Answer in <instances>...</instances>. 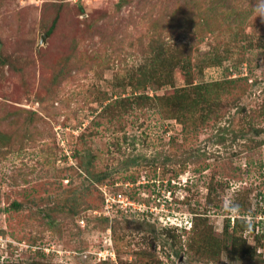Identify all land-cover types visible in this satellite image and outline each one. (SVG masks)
I'll use <instances>...</instances> for the list:
<instances>
[{
    "label": "rangeland",
    "instance_id": "rangeland-1",
    "mask_svg": "<svg viewBox=\"0 0 264 264\" xmlns=\"http://www.w3.org/2000/svg\"><path fill=\"white\" fill-rule=\"evenodd\" d=\"M257 9L0 0V264H264Z\"/></svg>",
    "mask_w": 264,
    "mask_h": 264
},
{
    "label": "built area",
    "instance_id": "built-area-1",
    "mask_svg": "<svg viewBox=\"0 0 264 264\" xmlns=\"http://www.w3.org/2000/svg\"><path fill=\"white\" fill-rule=\"evenodd\" d=\"M116 196H117V195H116ZM116 196H114V197L108 196L106 201H107L109 204H115V203L118 201V203L120 202L119 204L122 205L121 208H124V207L127 208L129 205H132L131 202H125V200H124V198H123L122 195H118L117 197H116ZM118 197H119L120 200H117V201H116V199H118ZM113 207H114V206H113ZM115 207H116V206H115ZM115 207H114V208H115ZM125 208H124V209H125ZM98 255H99L100 259H102L103 256H108V257H113V256H115L113 250H110V248L105 249L104 251H101Z\"/></svg>",
    "mask_w": 264,
    "mask_h": 264
},
{
    "label": "trees",
    "instance_id": "trees-1",
    "mask_svg": "<svg viewBox=\"0 0 264 264\" xmlns=\"http://www.w3.org/2000/svg\"><path fill=\"white\" fill-rule=\"evenodd\" d=\"M218 55V54H217ZM181 57V56H180ZM179 57V58H180ZM168 69H169V67H167ZM186 68H187V65H185L184 66V70H185V73H186V79L188 80V76H190V71L187 73V71H186ZM182 96H181V93L179 92L178 93V95H176V97H177V99H182V101H183V99L184 100H186V96H185V92L182 90ZM176 105H178V103L176 102ZM192 108H194L195 109V107H194V105H192ZM195 111V110H194ZM229 222V221H228ZM195 230V229H194ZM194 232H196V230L194 231ZM139 255L140 256H143L144 254H143V252H141V253H139ZM106 261H104V263H105ZM42 264H46V263H42Z\"/></svg>",
    "mask_w": 264,
    "mask_h": 264
},
{
    "label": "clouds",
    "instance_id": "clouds-1",
    "mask_svg": "<svg viewBox=\"0 0 264 264\" xmlns=\"http://www.w3.org/2000/svg\"><path fill=\"white\" fill-rule=\"evenodd\" d=\"M257 17H260L262 20H264V11H260L259 9H257ZM231 208L233 210H238L239 206L238 205H232Z\"/></svg>",
    "mask_w": 264,
    "mask_h": 264
}]
</instances>
